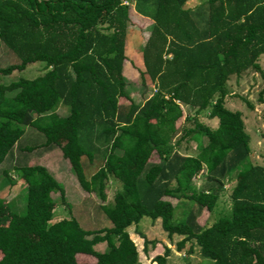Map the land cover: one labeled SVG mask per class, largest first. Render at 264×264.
Listing matches in <instances>:
<instances>
[{"label": "trees", "instance_id": "1", "mask_svg": "<svg viewBox=\"0 0 264 264\" xmlns=\"http://www.w3.org/2000/svg\"><path fill=\"white\" fill-rule=\"evenodd\" d=\"M186 1L0 0V46L17 58L0 67V164L14 161L26 191L20 214L0 191V264H138L126 228L142 217L180 236L174 249L186 258L196 247L209 264H264V166L248 162L251 137L242 113L227 107L226 85L246 71L264 81V0ZM131 9L149 21L137 73L151 90L140 104L123 72ZM32 63H41L39 75L1 81ZM182 118L192 127L175 140ZM25 128L42 136L38 144L17 146ZM186 137L193 154L178 151ZM34 149H58L80 190L96 186L101 200L107 181L117 183L111 204L100 206L109 227L84 230L72 216L51 222L56 199L69 206L45 167L24 162ZM9 172L0 176L12 185ZM136 234L142 249L153 244ZM168 252L151 262L164 264Z\"/></svg>", "mask_w": 264, "mask_h": 264}, {"label": "rangeland", "instance_id": "2", "mask_svg": "<svg viewBox=\"0 0 264 264\" xmlns=\"http://www.w3.org/2000/svg\"><path fill=\"white\" fill-rule=\"evenodd\" d=\"M130 23L127 28L128 35L126 38V44L124 45L126 62L124 66V77L128 85L125 90L126 93L135 103H141L142 100L149 94L151 90V85L149 81H146V87L140 85V80L138 78L137 69L141 67L140 64V49L144 43L146 37V30L149 21L133 14L132 9L129 11ZM17 63V58L13 54H9L0 46V67H4L8 64ZM260 66L262 73L264 75V56L260 60ZM41 63L29 64L22 71H13L10 75L3 77L1 81L7 83L14 81L17 78L32 79L33 77L41 73ZM227 89L230 95L227 98V107L231 109L239 110L242 113L243 122L245 125V130L251 137V153L248 156V162L258 163L264 166V138L260 135L264 132V81L258 73L252 71H246L242 73L237 78L231 76L227 83ZM262 91V92H261ZM260 92L262 93L260 95ZM243 99L251 105L248 108ZM262 99V102H260ZM120 105H126L127 101L123 98L118 100ZM56 113L63 115L66 110L62 105H57ZM184 112L188 113L190 110L184 108ZM192 115V112H191ZM192 117V116H191ZM190 117V118H191ZM199 121H203L212 129H216V122L213 120L206 119L205 116H196ZM178 127L188 129L192 127V119L179 121ZM183 134L181 130L175 140ZM39 135V134H38ZM36 135L35 131L25 128L24 134L17 141V146H28L38 144L41 135ZM201 143H205V139H201ZM195 143L186 137L181 140L178 145V151L182 154H193ZM27 154L26 162L29 165L37 164L45 167L49 173L54 177V179L61 185L64 192V199L66 204H68L69 209L65 205L61 204L59 200H55V208L52 214L51 222L57 221L62 218H67L72 216L79 224V226L84 230H97L102 227H109V221L104 217L100 210V206L108 207L111 204V198L113 193L117 190L118 185L113 180H108L104 185L101 195H103V200H101L97 193V187L94 188V193H85L80 190L77 186L74 177L68 169V164L60 157L58 149H53L52 151L45 152L40 149H34L31 153L23 152ZM15 155V152H14ZM15 159V158H14ZM14 161H10V164H0V170L8 168L10 178L16 180L12 185L8 184L0 176V190L3 191L2 195L6 196V200L10 203L11 211L17 214L23 213L24 211V198H25V185L18 180L17 172L9 166L13 164ZM7 188V189H6ZM228 185H225V190L227 191ZM223 203L220 204L221 209L228 208V201L226 197H223ZM172 203L176 205V202L172 200ZM15 208V209H14ZM183 210V206L175 207L173 212V219L180 216ZM206 218V213L203 212L199 216V221L202 222ZM128 235L133 240L138 253V264H152L151 259L155 255H161L163 253V243H168L175 253L166 260L165 264H209V260L202 258L197 248L194 247L192 253L188 258L185 257L184 252H176L174 249V244L177 238L169 240L165 233L160 229L159 219L150 220L147 217H142L136 225H131L126 228ZM139 233L145 237L147 241H153L154 248L151 244H146L143 251L142 239L136 234ZM170 241V242H169ZM155 243V244H154ZM158 244V245H157ZM103 244H98L95 250L100 251L103 248ZM186 247V246H185ZM76 260L78 262L90 263L91 259L85 256H77ZM155 264V263H153Z\"/></svg>", "mask_w": 264, "mask_h": 264}, {"label": "crops", "instance_id": "3", "mask_svg": "<svg viewBox=\"0 0 264 264\" xmlns=\"http://www.w3.org/2000/svg\"><path fill=\"white\" fill-rule=\"evenodd\" d=\"M203 0H188V1H186L185 2V4L183 5V7L184 8H192V7H194V6H196V5H198L200 2H202ZM133 12V11H132ZM142 18V17H141ZM127 35H128V31H127V34H126V38H127ZM146 37H147V31H146ZM145 37V38H146ZM144 41H145V39H144ZM125 44H126V41H125ZM143 45V44H142ZM1 191V190H0ZM155 222H156V220H154ZM130 237V236H129ZM177 238L176 240L177 241H179L180 239H181V237L180 236H176V235H173V236H171V237H169L168 239L170 240H173V238ZM130 239H131V237H130ZM132 240V239H131ZM133 241V240H132ZM176 241V242H177ZM170 242V241H169ZM134 243V242H133ZM147 244H149V243H147ZM155 244V243H154ZM164 245H163V248L162 249H164V247L165 248H167L168 249V254H167V256L165 257V260H164V264L166 263V260H168L171 256H172V253H175L174 252V250H172V248L170 247V245L167 243H163ZM135 245V244H134ZM158 245V244H157ZM187 245V244H186ZM96 246H98V244L96 245ZM95 246V247H96ZM152 247H153V249H155L154 248V245H151ZM94 247V248H95ZM104 248V247H103ZM103 248H100L101 250L100 251H103L104 249ZM143 251L144 252H146V250L145 249H143ZM137 256H138V253H137ZM138 258V257H137ZM152 264H153V262H151Z\"/></svg>", "mask_w": 264, "mask_h": 264}]
</instances>
